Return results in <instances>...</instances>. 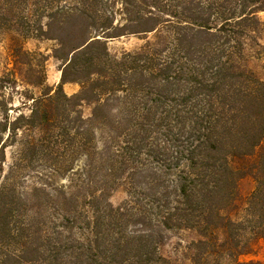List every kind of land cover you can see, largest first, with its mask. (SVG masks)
<instances>
[{"label":"trees","instance_id":"16d2710c","mask_svg":"<svg viewBox=\"0 0 264 264\" xmlns=\"http://www.w3.org/2000/svg\"><path fill=\"white\" fill-rule=\"evenodd\" d=\"M107 1L120 2L126 24L101 15L89 21L83 0L79 12L61 9L66 16L57 27L32 31L58 40L62 74L54 95H31L23 126L47 123L43 106L61 96L64 83L80 81L73 98L95 102L81 120L87 168L76 191L63 188L57 197L43 184H24L20 169L29 155H18L10 172L2 165L4 145L20 125L5 140L0 123V264H174L160 253V228L200 234L192 264H230L264 238V79L247 67L244 42L254 39L264 53V0H191L181 11L169 0ZM9 19L0 13V26ZM140 31L153 35L138 50L110 53V38ZM35 73L26 81L41 86L44 66ZM94 123L106 130L101 148ZM125 172L128 198L114 205L109 190ZM247 174L257 187L245 214L234 217Z\"/></svg>","mask_w":264,"mask_h":264},{"label":"rangeland","instance_id":"374dc122","mask_svg":"<svg viewBox=\"0 0 264 264\" xmlns=\"http://www.w3.org/2000/svg\"><path fill=\"white\" fill-rule=\"evenodd\" d=\"M47 1L49 0H24L13 6L7 3V0H0V13L7 14L10 18L7 26H0V123L2 127H7L4 139H7L11 125H20V128L13 131L4 145L5 161L2 165L5 173L10 172L9 168L18 155L26 153L31 160L29 166L20 169L22 182L29 185L43 184L48 193L57 197L58 192L63 188L76 191L77 187L73 184H81L85 178L86 157L80 147L82 140L80 132L83 126L81 120L92 115L95 102L74 99L73 97L81 92L82 83L68 81L63 84L61 96L43 106V109L46 108L49 112V121L41 127L23 126L27 123L26 119L32 115V108L35 105L31 95L38 97L42 95V90L49 89L50 94L54 95L62 74L60 68L63 61L54 55V50L59 45L58 40L35 36L32 31H36L39 25L46 28L47 23L50 22L57 27V24L66 16L61 13V9L79 12L84 8L83 0H53V6L45 10L43 6L47 4ZM84 1L91 5L84 15L86 17L88 14L86 18L90 19L89 21H92L95 15H101L102 17L110 16V19L114 20V25L127 23L124 13L118 9L121 7L119 1L109 3L106 0L104 5L101 3L103 0L96 1L97 4H93L94 0ZM169 1L178 7V11H181L186 2H191V0ZM49 13H53V21L49 18ZM169 16L170 14H165L164 18ZM258 16L264 20V11H260ZM72 21L73 19L69 22L72 24ZM57 30L54 29L53 33L59 31ZM95 34L97 32H94L93 36ZM147 35L148 38H152L153 33L126 32L110 38L109 51L112 55L118 56L125 51H136L146 42ZM244 42L247 67L264 79V53L259 54L260 48L254 39L246 37ZM261 43L264 44V39H261ZM39 53H42L44 57ZM41 65L44 66V82L41 86H33L26 80L37 79L39 74L35 72L41 69ZM112 114V108H110L108 117L111 118ZM92 130L95 133L94 144L101 148L106 137V130H100L97 123H94ZM31 142L36 143L37 146L31 148L29 145ZM94 149L92 146L90 151ZM233 163L238 166L243 164L237 159ZM75 172L77 173L74 175ZM126 175L125 172L116 178L114 187L109 190V199L114 205H120L128 198L129 185ZM256 187L257 181L252 174H247L239 180L237 208L231 211L232 216L242 217L245 214L244 209L247 207L248 198ZM160 229V253L174 264H192L191 256L194 250L191 248V243L199 239L200 234L188 228ZM251 260L264 261V238L253 241L251 249L239 255L236 260L230 261V264H242Z\"/></svg>","mask_w":264,"mask_h":264}]
</instances>
